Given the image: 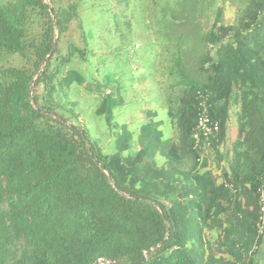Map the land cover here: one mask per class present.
<instances>
[{
  "label": "trees",
  "instance_id": "16d2710c",
  "mask_svg": "<svg viewBox=\"0 0 264 264\" xmlns=\"http://www.w3.org/2000/svg\"><path fill=\"white\" fill-rule=\"evenodd\" d=\"M232 1L0 0V264L256 263L264 0ZM225 3L235 8L229 25ZM73 21L82 44L60 55ZM97 44L111 61L99 81L75 67ZM72 86L97 95L112 154L78 124ZM198 94L219 122L204 152L192 138ZM136 98L145 121L131 131L117 113ZM232 116L236 134L220 150Z\"/></svg>",
  "mask_w": 264,
  "mask_h": 264
},
{
  "label": "rangeland",
  "instance_id": "374dc122",
  "mask_svg": "<svg viewBox=\"0 0 264 264\" xmlns=\"http://www.w3.org/2000/svg\"><path fill=\"white\" fill-rule=\"evenodd\" d=\"M243 0H233L232 2L236 4H240ZM63 3H67V0H63ZM85 7V6H83ZM81 15L85 19H89V17L86 15V10L83 9L81 11ZM235 8L230 6V3H225L224 5V12H223V22L225 25H229L233 22L235 18ZM213 15L211 14L208 20V23H212ZM86 25V24H85ZM105 33V32H104ZM81 35V28H79L78 23L76 21H73L68 28L67 33L63 36L61 43L59 44L60 49V55H65L66 48L68 45L75 43L77 45L82 44V40L80 38ZM108 42L109 47L114 48V45H117V40L114 36L108 35ZM94 52L95 57L91 59V63H76L75 67L80 70L81 72L85 73L87 78L89 80H93L92 78L99 81L102 77V75L105 73V71H109V64L111 61H104L105 59V49L103 47H99L98 44L94 45ZM100 56V58L103 56V61L100 63L96 60L97 57ZM15 64L20 65V61L18 59L15 60ZM116 65V64H115ZM115 65H111L110 70L114 71L116 69ZM131 69H135L134 65H131ZM92 77V78H91ZM125 79V77H123ZM123 83H126L124 81ZM38 93L41 92V88L37 90ZM131 94V92H129ZM65 96L70 102H76L79 103V107L76 110V113L78 114V124L88 127L90 130L93 138L98 142L99 146L101 147L102 151L106 154H112L115 152L114 150V137L112 132L107 128L104 124V122L96 118L94 116V109L96 108L98 104V97L94 93H88L84 91L82 88L77 86H72L69 90L65 91ZM131 96V95H128ZM128 99V98H127ZM137 99V100H136ZM131 100L129 104L130 106L129 110L124 111V109H121L119 113H117V121L119 123H125L129 126V129L131 131H134L136 129V124L139 122L145 121L144 113L138 110V107L134 104L135 102H138L140 98H136ZM129 100V99H128ZM152 106H150L151 108ZM145 110L149 108V105L144 106ZM162 120L164 121V130L166 132V135H170V127L168 119L165 117L164 112L160 111L158 112V117L155 118V121ZM236 120L235 117H231V121L229 124V130L227 135V140L224 142L220 150L227 151L234 139V136L236 134ZM135 134V132H134ZM136 139V134L134 135V140ZM136 142V140L134 141ZM213 156L211 157V161H213ZM214 162V161H213ZM216 171V170H215ZM217 176V175H216ZM217 177H220L217 176ZM208 237H212V235H209ZM213 239V238H212Z\"/></svg>",
  "mask_w": 264,
  "mask_h": 264
},
{
  "label": "built area",
  "instance_id": "2783aa9c",
  "mask_svg": "<svg viewBox=\"0 0 264 264\" xmlns=\"http://www.w3.org/2000/svg\"><path fill=\"white\" fill-rule=\"evenodd\" d=\"M219 133V122L213 119L209 113V104L207 98L197 95L196 122L192 130L194 147L202 152L207 151L210 146V140H215ZM235 193V191H234ZM259 216L256 222V236L260 238L264 234V184L257 189ZM257 250L254 245L251 252Z\"/></svg>",
  "mask_w": 264,
  "mask_h": 264
},
{
  "label": "water",
  "instance_id": "95a60500",
  "mask_svg": "<svg viewBox=\"0 0 264 264\" xmlns=\"http://www.w3.org/2000/svg\"><path fill=\"white\" fill-rule=\"evenodd\" d=\"M49 12H50V15H51V18L54 19V10H53V7L49 5ZM57 41H55V44H56ZM54 47L51 51V53L48 55L47 58H50L52 56V54L54 53ZM39 112H41V110L38 109ZM71 127H73L72 125H70ZM154 251V249L152 248L150 250V252ZM147 261V255H144V257L142 259L139 260V263H143ZM111 261H107V260H99L97 263H94V264H108L110 263Z\"/></svg>",
  "mask_w": 264,
  "mask_h": 264
},
{
  "label": "crops",
  "instance_id": "0c3cea01",
  "mask_svg": "<svg viewBox=\"0 0 264 264\" xmlns=\"http://www.w3.org/2000/svg\"><path fill=\"white\" fill-rule=\"evenodd\" d=\"M255 264H264V249L262 250V252L258 256Z\"/></svg>",
  "mask_w": 264,
  "mask_h": 264
}]
</instances>
